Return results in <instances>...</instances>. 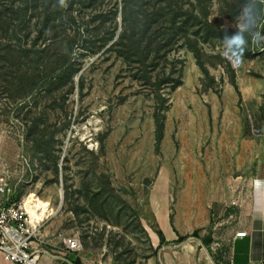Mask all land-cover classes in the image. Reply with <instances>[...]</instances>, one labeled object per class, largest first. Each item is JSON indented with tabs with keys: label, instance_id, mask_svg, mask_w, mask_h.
<instances>
[{
	"label": "rangeland",
	"instance_id": "374dc122",
	"mask_svg": "<svg viewBox=\"0 0 264 264\" xmlns=\"http://www.w3.org/2000/svg\"><path fill=\"white\" fill-rule=\"evenodd\" d=\"M122 3L73 7L95 50L77 42L73 72L35 83L26 96L0 90V163L26 207L29 199L47 202L39 236L74 237L106 264H145L160 243L159 226L200 233L215 203L242 204L264 180V29L259 8L222 19L245 30L236 35L246 50L241 58L226 40L202 43L209 78L187 48L170 52L158 66L180 69V83L160 89L161 100L134 65L107 48ZM182 4L202 11L195 0ZM218 6L209 1L210 17Z\"/></svg>",
	"mask_w": 264,
	"mask_h": 264
},
{
	"label": "trees",
	"instance_id": "16d2710c",
	"mask_svg": "<svg viewBox=\"0 0 264 264\" xmlns=\"http://www.w3.org/2000/svg\"><path fill=\"white\" fill-rule=\"evenodd\" d=\"M195 1L201 6L199 13L184 8L182 0H122L120 28L114 39L112 32L106 36L107 41L112 40L107 48L134 65L139 77L155 86L154 94L161 100L165 98L160 89H173L180 83V69L158 66L170 52L184 46L209 78L200 45L213 46L238 32L245 33L239 27L224 26L222 19L235 20L245 7L259 8L256 20L264 29V0H218L217 15L211 17L207 8L210 0ZM95 3L96 0H0V90L11 97L26 96L35 83L52 75L58 80L65 72H73L75 63L70 61V54L77 42L81 49L95 51L89 45L92 33L88 25L80 30L76 27L79 20L73 7ZM67 23L74 25L71 32L65 31ZM190 27L194 29L189 31ZM12 39L14 43L10 44ZM38 40L44 43L36 47ZM230 77L235 85L232 73ZM155 121L159 122V118ZM161 125L160 122L157 137ZM168 218L171 221L172 215ZM191 234L196 235V230ZM184 237L178 235L177 241Z\"/></svg>",
	"mask_w": 264,
	"mask_h": 264
},
{
	"label": "crops",
	"instance_id": "0c3cea01",
	"mask_svg": "<svg viewBox=\"0 0 264 264\" xmlns=\"http://www.w3.org/2000/svg\"><path fill=\"white\" fill-rule=\"evenodd\" d=\"M264 177V173H260ZM248 194V201L215 203L208 228L197 233L180 231L172 223V231L159 226L161 240L155 255L145 264H259L264 261V180ZM196 230V235L192 231ZM236 231H245L235 236ZM178 235L185 237L177 241ZM62 236L46 238L40 234L39 248L46 249L51 257L41 255L42 264H106L87 248L69 249ZM33 244L35 243L32 242ZM0 264H14L3 257Z\"/></svg>",
	"mask_w": 264,
	"mask_h": 264
},
{
	"label": "built area",
	"instance_id": "2783aa9c",
	"mask_svg": "<svg viewBox=\"0 0 264 264\" xmlns=\"http://www.w3.org/2000/svg\"><path fill=\"white\" fill-rule=\"evenodd\" d=\"M38 225L39 222L31 221L25 200L15 195L6 164L0 163V251L3 257L14 264H42L41 255L51 257L49 251L39 248ZM234 235L243 236L245 231H236ZM63 240L69 249L80 247L74 237H64Z\"/></svg>",
	"mask_w": 264,
	"mask_h": 264
},
{
	"label": "bare ground",
	"instance_id": "6f19581e",
	"mask_svg": "<svg viewBox=\"0 0 264 264\" xmlns=\"http://www.w3.org/2000/svg\"><path fill=\"white\" fill-rule=\"evenodd\" d=\"M26 211L32 222H39L40 217L47 211H49L47 202L40 199H34L33 201L29 199L27 202V207L25 205ZM38 211V212H37Z\"/></svg>",
	"mask_w": 264,
	"mask_h": 264
},
{
	"label": "clouds",
	"instance_id": "9594fccd",
	"mask_svg": "<svg viewBox=\"0 0 264 264\" xmlns=\"http://www.w3.org/2000/svg\"><path fill=\"white\" fill-rule=\"evenodd\" d=\"M229 45V52L235 54V56H241L243 51L246 50L245 46V38L241 34H237L233 36L231 39L227 41ZM242 58V56H241Z\"/></svg>",
	"mask_w": 264,
	"mask_h": 264
}]
</instances>
